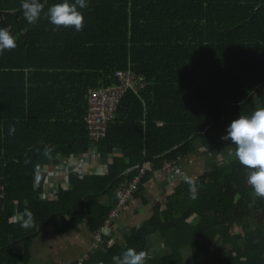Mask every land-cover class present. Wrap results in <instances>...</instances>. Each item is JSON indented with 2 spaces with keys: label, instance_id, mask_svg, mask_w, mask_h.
I'll list each match as a JSON object with an SVG mask.
<instances>
[{
  "label": "trees",
  "instance_id": "16d2710c",
  "mask_svg": "<svg viewBox=\"0 0 264 264\" xmlns=\"http://www.w3.org/2000/svg\"><path fill=\"white\" fill-rule=\"evenodd\" d=\"M53 2L41 0L45 12ZM20 5L0 0V27L16 37L15 48L0 52V264L24 262L47 223L63 231L82 220L101 236L76 264H114L128 247L148 252L155 232L167 251L147 264H264V198L235 159L193 179L195 199L185 180L173 185L166 207L126 234L123 246L101 232L136 165L149 168L134 193L164 161L193 152L196 139L216 149L232 119L264 108V0H87L80 31L46 16L28 23ZM116 70L132 71L143 85L124 90L105 136L93 142L86 94L118 83ZM93 150L103 173L69 175L70 189L40 197L43 167ZM103 193L113 205L99 201ZM16 212L22 220H13Z\"/></svg>",
  "mask_w": 264,
  "mask_h": 264
},
{
  "label": "crops",
  "instance_id": "0c3cea01",
  "mask_svg": "<svg viewBox=\"0 0 264 264\" xmlns=\"http://www.w3.org/2000/svg\"><path fill=\"white\" fill-rule=\"evenodd\" d=\"M229 148L227 142L214 149L196 139L194 151L177 161L172 179L161 168L152 170L148 179L141 183L139 192L132 194L123 211L111 218L107 226L101 228V232L108 238L107 241L123 246L126 234L139 228L156 209L162 210L166 207L167 196L173 185L185 180V176L192 180L197 178L214 163H224L228 158ZM118 153L119 150L114 148L111 154L106 155L107 161ZM105 170V163L99 160L94 150L92 153L64 158L56 166L43 167V171L47 173V180L40 197L56 199L60 192L70 189L72 185L68 181L69 175L79 176L87 172L103 173ZM99 201L105 206L113 205L109 193L105 195L103 193ZM70 216L68 214L65 218ZM86 216L89 217L90 214L86 213ZM22 218V212L14 213V221ZM95 233L86 220L71 222L63 231H57L52 224L47 223L32 237L27 259L18 264H76L98 248L96 243L99 242L94 238ZM146 246L150 257L161 256L167 251L163 238L157 232L149 235Z\"/></svg>",
  "mask_w": 264,
  "mask_h": 264
},
{
  "label": "clouds",
  "instance_id": "9594fccd",
  "mask_svg": "<svg viewBox=\"0 0 264 264\" xmlns=\"http://www.w3.org/2000/svg\"><path fill=\"white\" fill-rule=\"evenodd\" d=\"M87 0H55L46 12L41 0H21L23 17L28 23H36L42 16H46L49 23L55 27H73L80 31L83 27L84 17L81 9L86 8ZM16 47V37L6 27H0V52ZM15 132L14 126H9L8 134ZM227 144L235 145L229 148L227 160H238L246 166L248 173L246 182L251 185L255 195L264 198V108H258L246 115H237L226 125L225 132L220 136ZM191 185L190 196L196 198L194 181L184 177ZM30 222L22 224L29 227ZM149 253L146 250H137L128 247L120 255H114V264H147Z\"/></svg>",
  "mask_w": 264,
  "mask_h": 264
},
{
  "label": "built area",
  "instance_id": "2783aa9c",
  "mask_svg": "<svg viewBox=\"0 0 264 264\" xmlns=\"http://www.w3.org/2000/svg\"><path fill=\"white\" fill-rule=\"evenodd\" d=\"M9 29V25L5 26ZM115 76L118 83L110 86H101L97 88H89L86 94V113L84 116L88 137L91 141L97 142L102 139L108 128V124L112 121L120 97L124 90L130 88L134 91L143 85V81L136 78L134 73L130 70H116ZM175 163L172 161H164L162 170L172 179L175 172ZM149 168L148 162H141L136 165L137 172L128 181L126 185L120 186L116 189V201L105 219L103 228L109 224L110 219L118 216L127 206V203L132 194L137 189L141 177ZM3 188L0 185V190ZM3 194L0 192V212L2 211L1 198ZM96 242L100 241L99 232L94 234Z\"/></svg>",
  "mask_w": 264,
  "mask_h": 264
},
{
  "label": "water",
  "instance_id": "95a60500",
  "mask_svg": "<svg viewBox=\"0 0 264 264\" xmlns=\"http://www.w3.org/2000/svg\"><path fill=\"white\" fill-rule=\"evenodd\" d=\"M172 188H173V186H172ZM96 245H97V243H96Z\"/></svg>",
  "mask_w": 264,
  "mask_h": 264
}]
</instances>
